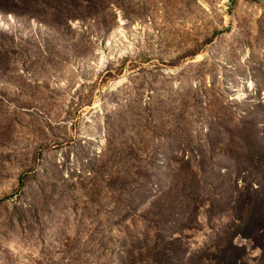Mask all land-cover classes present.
Masks as SVG:
<instances>
[{
  "label": "rangeland",
  "instance_id": "1",
  "mask_svg": "<svg viewBox=\"0 0 264 264\" xmlns=\"http://www.w3.org/2000/svg\"><path fill=\"white\" fill-rule=\"evenodd\" d=\"M0 264H264V0H0Z\"/></svg>",
  "mask_w": 264,
  "mask_h": 264
}]
</instances>
